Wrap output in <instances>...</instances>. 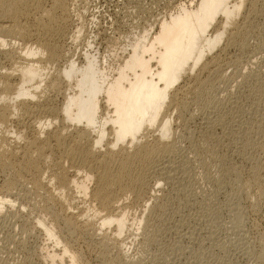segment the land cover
Listing matches in <instances>:
<instances>
[{"label":"bare ground","instance_id":"obj_1","mask_svg":"<svg viewBox=\"0 0 264 264\" xmlns=\"http://www.w3.org/2000/svg\"><path fill=\"white\" fill-rule=\"evenodd\" d=\"M262 2H181L174 13L128 36L112 56L115 48L110 49L108 58L86 35L82 53L66 46L61 20L69 12L68 0H0V167L10 173L0 183V226L15 214V204L20 210L29 204L34 214L25 220L31 227L25 222L33 229L29 233L36 230L48 240L40 258L46 264H82L72 243L76 234L100 239L103 252L111 245L115 258L107 264L144 263L131 254L123 235L129 233L133 243L141 234L148 236L151 217L168 197L157 196L156 187L181 184L187 177L181 175L189 169L186 157H174L179 138L173 113L180 118L189 114L180 96L213 90V79L225 76L229 64L220 63L214 51L246 45ZM74 34L72 40L83 32ZM260 58L256 53L247 62ZM219 96L214 103L221 106ZM213 119L205 122L207 138ZM236 168L228 169L236 176ZM182 219L181 228L186 224ZM26 257L14 264H32L35 257Z\"/></svg>","mask_w":264,"mask_h":264},{"label":"rangeland","instance_id":"obj_2","mask_svg":"<svg viewBox=\"0 0 264 264\" xmlns=\"http://www.w3.org/2000/svg\"><path fill=\"white\" fill-rule=\"evenodd\" d=\"M190 1L68 0L69 12L64 20H61L66 35V46L71 47L72 52L82 53V48L87 46L82 40L86 35L85 38L92 37L94 40L93 48L99 49L101 54L110 58L124 40L134 37L133 33L138 34L144 26L174 13L179 9L181 2L189 5L196 0ZM262 5L264 2L260 5V11L253 23L256 27L252 29L254 33L251 31L253 34H248L246 45L230 46L226 51L221 50L222 52L219 48L218 52L214 51L220 54H218L221 57L220 63L230 65L226 66L225 76H222V79L216 77L213 79L214 85H211L214 87L209 88L213 90L207 92V95L189 91L187 94L182 93L184 96H180L186 105V110L189 111L187 113L193 116L187 114L185 118H180L173 113V127L180 140H178V147L175 148L174 157L176 155L177 160L186 157L187 161L182 160L189 167L186 170L188 174L185 171L181 172V175L184 174L183 178L187 177L183 183L176 184L178 186L161 184L159 189L155 186L158 190L155 191L157 196L160 195L159 197L162 198L161 195H167L168 197L163 200L162 210L160 209L151 217L153 221L148 231L149 235L153 234L154 240L151 237L148 240L149 235L141 234L138 236L140 239H136L133 243L131 241L133 237L129 233L126 232L123 235L127 239L126 245L131 247L129 250L131 254L144 262L141 264H261L260 258L264 259V247L262 250L264 246V120L262 118L264 117V61H262L264 60V6ZM256 21L258 23H255ZM79 29L82 30L83 35L72 40L71 36L76 37L74 32ZM110 49L113 50L111 56H109ZM89 51L92 52V50ZM256 53L257 56L262 57L260 62L248 63V60ZM62 64L63 62H59V66ZM188 80L190 81L189 78L184 79L186 83L189 82ZM53 92L49 91L50 94H54ZM219 95L222 100L224 99L221 106L214 103L220 97ZM56 97L59 103L61 95L58 93ZM230 101H233V105L235 103V108H231ZM212 117H217L210 128L212 135L209 137H215L214 139L206 137L209 131L204 127L205 122L214 120ZM261 118L259 123L258 119ZM256 119L259 124L255 122ZM184 127L186 131H183ZM181 133L184 135L182 136ZM180 135L185 136L184 139ZM186 138H189L190 142ZM148 139L152 141L151 136H148ZM195 150L198 152L196 153ZM231 165L232 168H240L239 175L237 174L239 177L233 174L234 170L228 169ZM227 170L228 172L230 170L229 174ZM224 171L227 174L223 173ZM8 174L10 173L0 167L1 184L9 176ZM246 181L249 183L247 184ZM152 183L150 180V186L153 185ZM236 184L238 189L235 188ZM242 190L246 191L243 193ZM33 198L37 200L36 197L32 196V200ZM149 204L153 205V199ZM19 206V203L15 204V214L13 216L8 214L9 216L5 217L0 226V264L18 263L24 260L26 255L32 256V259L35 257L32 264H46L41 259L48 240L36 230L34 235L31 234L32 232L29 233L33 229L28 230L32 224L30 220L26 221V218L33 216L34 212L29 204H26L23 209L21 207L22 210ZM182 218L185 219L186 224L181 228L178 223ZM25 221L30 225L27 226ZM189 235L191 236L188 237ZM81 236L76 234L72 238L73 247L80 254V263L107 264V259L112 261V258H115V249L111 245H108L107 254L102 250L104 247L100 239ZM23 239L27 241L26 244ZM140 241L143 245L145 243L144 247L148 245L142 248ZM22 243L29 249L22 246ZM168 250H171V253ZM28 251L32 252L28 253ZM108 264L113 263L108 262Z\"/></svg>","mask_w":264,"mask_h":264}]
</instances>
